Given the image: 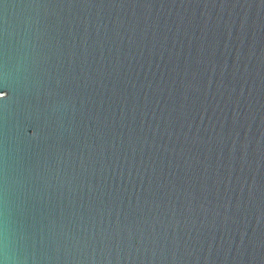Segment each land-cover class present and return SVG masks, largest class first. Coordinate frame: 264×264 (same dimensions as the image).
I'll list each match as a JSON object with an SVG mask.
<instances>
[{
	"label": "water",
	"instance_id": "obj_1",
	"mask_svg": "<svg viewBox=\"0 0 264 264\" xmlns=\"http://www.w3.org/2000/svg\"><path fill=\"white\" fill-rule=\"evenodd\" d=\"M0 260L264 264V0H0Z\"/></svg>",
	"mask_w": 264,
	"mask_h": 264
},
{
	"label": "clouds",
	"instance_id": "obj_2",
	"mask_svg": "<svg viewBox=\"0 0 264 264\" xmlns=\"http://www.w3.org/2000/svg\"><path fill=\"white\" fill-rule=\"evenodd\" d=\"M0 264H6V261L0 260Z\"/></svg>",
	"mask_w": 264,
	"mask_h": 264
}]
</instances>
